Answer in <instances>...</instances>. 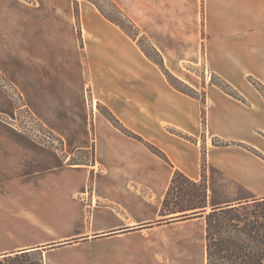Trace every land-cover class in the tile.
<instances>
[{
  "label": "crops",
  "instance_id": "obj_1",
  "mask_svg": "<svg viewBox=\"0 0 264 264\" xmlns=\"http://www.w3.org/2000/svg\"><path fill=\"white\" fill-rule=\"evenodd\" d=\"M114 1L164 58L166 51L203 48L199 57L234 87L238 97L214 84L202 87V98L179 91L119 26L99 22L94 4L80 7L81 47L65 23L52 22L62 11L74 10L67 0H0L1 17L4 10L13 15L7 25L12 32L24 31V24L32 21L70 40L64 52L56 43L25 37L15 38L6 48L11 63L19 65L20 92L28 107L70 146L66 158L74 148L90 154L89 161L66 164L58 153L0 120L5 129L17 133H0V223L19 227L35 221V208H41L48 216L41 220L44 223L78 224L59 239L85 236L83 246H77L79 240L48 245L42 251L43 264H102L105 254L95 249L101 241L153 235L162 225L204 219L174 220L169 217L173 214H161L176 170L193 181L205 173L207 208L235 201L212 202L229 181L258 190L252 178L261 168L256 153L264 154V95L247 77L264 83V0ZM7 49H1L2 58ZM99 103L110 109L118 125L97 110ZM63 169L71 174L80 170L83 183L55 182L52 174ZM246 174H251L250 180ZM160 217L161 224L146 226ZM68 246L81 251L58 258L55 251ZM43 247L4 244L0 257L31 254ZM109 248V264H122L119 259L131 250Z\"/></svg>",
  "mask_w": 264,
  "mask_h": 264
},
{
  "label": "rangeland",
  "instance_id": "obj_2",
  "mask_svg": "<svg viewBox=\"0 0 264 264\" xmlns=\"http://www.w3.org/2000/svg\"><path fill=\"white\" fill-rule=\"evenodd\" d=\"M67 1L69 6H73L74 10L62 11L61 17H54L52 22L65 23L68 27V33H72H70L73 35L72 38L75 40L77 39L76 41L79 42L81 47L83 46V37L81 31L80 7L85 5L93 6L92 4L95 3L97 4L98 8H100V10H94L95 14L99 18V22H108L109 19L103 15L104 13L114 21L121 24L125 29H122L124 33L132 38L140 46V48L142 47L146 54L152 58V61L158 62L160 64V66L158 64L157 65L161 68L166 77L169 78L170 81L173 82L177 87L201 98L203 96L202 87L206 86L207 84H214L218 87L223 86L225 88L230 87L234 90V87L229 82L215 73L211 66L207 64L203 58L199 57L200 53L203 55V48H201V50L200 48L190 50L186 49V52L180 49L179 52L176 53L172 51H166V57L164 58L161 52L153 45L149 35L132 20L125 10H122L119 7L114 0ZM26 2H28V0H26ZM97 6L95 5L96 8ZM2 17L0 14V21H2L0 22V51L4 47L6 50V45L13 43L15 38L24 39L25 37L27 39H35L39 42L47 41L52 45L53 43H56L60 45V48L63 52L64 48H66L70 42L69 39L64 38L63 35H59V33L53 32L54 34H52V32L48 30L47 26L33 24L32 21L24 24V31L21 30L19 32H12L10 29H8L9 26H7L10 22H12L13 15L11 14V11L7 12V10H4ZM22 22L23 21L20 22L21 25ZM8 50L9 49H7V52H5L6 54L3 55V58L2 55H0V120L6 123L11 129L33 139L37 144L49 147L54 152L58 153L60 158L63 161H66V164H73L80 161H89V150L84 149L76 150L74 148V153L71 154L69 158H66L68 156L67 151L71 152L70 146L63 141V138L59 132L49 126H46L35 114V112L30 110L23 94L20 92V78L17 76V67L19 65L18 63H11V53H9L10 50ZM33 64L35 63L33 62ZM247 81L250 82L254 87L258 88L264 95V83L261 80L253 76H248ZM194 86L197 87L199 91H196ZM86 94V98H88L87 102L89 105H91L88 87L86 88ZM233 96L238 97L237 94ZM96 108L105 117L109 116L107 109H110L105 105L99 103L96 105ZM202 118L204 119L203 113ZM111 119V122L118 125V123L115 122L113 118ZM0 133L4 135L17 134L15 132L8 131L2 125H0ZM86 137L87 134L81 136L82 139H86ZM256 155L257 156H255V158L259 160L261 168L259 169V172L253 175L254 179L252 178V180L255 181L256 179L258 181L256 184L258 190L249 191L246 189L245 185L235 184L232 181H229L225 190L215 193L216 196L218 195V198L213 197V203L222 200H235L234 202H236L247 199L250 200L253 197L264 196V154L262 152H257ZM71 171L66 172L64 169L55 171L52 174V177L55 180L57 179L55 182H60L63 184V182L69 180L68 182H72V185L80 186V184L83 183V180L80 177V170H73V174L70 173ZM59 177L61 179H59ZM249 177H251V174L245 175L246 180H250L251 178ZM85 182H88V180ZM89 183L90 182H88V184ZM181 184V186H183L186 191L190 188L189 184H184L183 182H181ZM186 200V196L180 195L179 191L174 190L169 202L175 201L181 203L185 202ZM35 211V221L29 223L21 222L19 227L15 226V224H8V228L0 223V245L15 243L18 245H29L30 247L46 246L40 248L37 251H33L29 256L25 257L24 264H31L38 257H41L43 254L42 251L49 248L48 245L50 244H57L59 242L71 244V242L78 240V242L81 243H79L77 246H83V244H85L82 243L85 240V238H83L85 236L71 239H59L57 237L59 235H66L70 233L73 231V226L78 224L44 223L41 220L48 218V216L42 215L43 213L41 208H35ZM4 213H6V211H4ZM72 214L78 215L79 212L73 211ZM162 218L163 217H160L159 220L148 222L152 224L146 226L148 227L161 224V222L157 221H160ZM155 230L156 233L153 235L143 234L139 236L129 234L121 237L117 242L114 241L109 243L108 241H101V243L95 245V249H98L99 251L103 250L105 254L104 260L102 259V264H109L110 256L107 255L108 250H111L109 245H119L121 248L125 249L131 248V250L128 249V251H126L127 254L121 256L119 259L122 264H206L203 218L189 221L183 225H162L156 227ZM8 234L10 236H8ZM11 235L13 237H11ZM84 246H88V251L91 250L90 245ZM79 251H81V249H73V247L68 246L62 247L60 250H56L55 253L58 258L68 259L71 256L79 253ZM3 259V257H0V264H9L8 260ZM111 261H113V259Z\"/></svg>",
  "mask_w": 264,
  "mask_h": 264
},
{
  "label": "trees",
  "instance_id": "obj_3",
  "mask_svg": "<svg viewBox=\"0 0 264 264\" xmlns=\"http://www.w3.org/2000/svg\"><path fill=\"white\" fill-rule=\"evenodd\" d=\"M95 5L97 6V4ZM98 9L100 10V8ZM103 15L125 30L121 24L106 14L103 13ZM142 50L145 52L143 48ZM146 56L150 58L147 54ZM150 59L152 60V58ZM155 63L160 66L158 62ZM167 79L179 91L194 96L192 93L177 87L169 78ZM220 87L229 94L236 95V92L230 87ZM107 111L109 116L106 117L111 121L113 118L117 122L112 112L108 109ZM202 113L204 114V108ZM123 129L126 133L134 135L127 129ZM149 147L154 153H160L156 147ZM181 182L189 184L190 188H187L186 191L181 186ZM174 190L179 191L180 195L186 196L187 201L169 202ZM161 214H173L169 217L174 218V220L197 216L204 217L206 264H264V196L211 206L208 209L205 173L202 172L199 181H193L181 171L176 170L163 200ZM29 255L27 252L16 253L4 256L3 260H8L9 264H24V258ZM31 264H43L42 258L38 257Z\"/></svg>",
  "mask_w": 264,
  "mask_h": 264
}]
</instances>
